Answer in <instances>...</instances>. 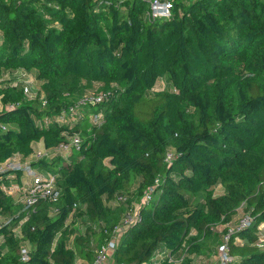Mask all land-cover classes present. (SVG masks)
<instances>
[{
    "label": "trees",
    "instance_id": "obj_1",
    "mask_svg": "<svg viewBox=\"0 0 264 264\" xmlns=\"http://www.w3.org/2000/svg\"><path fill=\"white\" fill-rule=\"evenodd\" d=\"M173 2L169 19L148 20L141 0H0V75L40 83L27 100L22 83L0 82V162L38 141L83 139L33 162L56 173L58 194L20 226L23 172L0 174V264H91L132 195H142L140 220L118 237L114 264L156 252L158 264H193L227 233L228 264H264V0ZM91 90L109 99L55 121ZM12 183L18 191L2 190ZM245 213L250 223L229 232Z\"/></svg>",
    "mask_w": 264,
    "mask_h": 264
},
{
    "label": "built area",
    "instance_id": "obj_2",
    "mask_svg": "<svg viewBox=\"0 0 264 264\" xmlns=\"http://www.w3.org/2000/svg\"><path fill=\"white\" fill-rule=\"evenodd\" d=\"M145 4L144 15L148 20L155 19H169L173 15L174 2L173 0H141ZM25 73V72H24ZM26 75V74H24ZM159 81V80H158ZM157 81V82H158ZM162 82V81H161ZM16 85V84H14ZM157 86V87H156ZM164 87V84H155L152 90H159ZM23 95L27 100H31L35 97L29 92V89L26 88L25 84H22ZM109 99V92L91 90L86 94L80 96L72 105L69 107L60 110V112L55 116L56 122H73L77 118L83 115L81 109L85 106H93L101 102L107 101ZM2 104L0 109L2 108ZM90 118L93 122L100 124L102 122V114L95 113L91 114ZM45 123L48 124L50 119L45 118ZM5 125H1L2 129H5ZM82 137L79 133H73L68 135L67 139L59 142L57 145L46 148L42 147L39 149H33L32 152L27 156L14 155L9 159H6L0 162V174L8 171L21 170L23 174L28 176V180L24 182L22 196V211L24 215L19 222V226L27 219L28 212L33 210L34 205L39 198H55L57 197L58 192L56 191L55 182H56V173L37 169L33 166V162L49 158L51 156H65L68 155L73 150H79L82 144ZM172 159V151H167L165 154V160L170 161ZM1 188L4 192L10 194L19 190L18 185H1ZM117 199L119 201H126L127 197L123 194L118 195ZM153 199L152 188L144 192L143 200L149 201ZM251 216L247 213L242 214L236 224L230 226L229 232L234 230H239L246 227L250 221ZM140 220L138 214V207H133L127 210L121 217L120 222L116 225L110 233V238L107 243H102L96 247L91 264H114L111 259V253L113 251L114 245L117 243V239L120 236L123 229L130 226L132 223H135ZM10 219L4 220V223L7 224ZM262 227V226H260ZM19 228V227H18ZM17 228L16 233L19 234L20 230ZM229 234L223 236V241L218 247L219 256L216 262L209 264H228L231 262L234 257L229 254V248L227 245V239ZM264 239L263 236L260 237V240ZM28 245L25 243L21 246L20 256L22 260L28 259ZM162 257V252H156L151 260L148 262H142L139 264H149L151 262L158 264ZM168 260L172 261L173 257L168 255Z\"/></svg>",
    "mask_w": 264,
    "mask_h": 264
},
{
    "label": "rangeland",
    "instance_id": "obj_3",
    "mask_svg": "<svg viewBox=\"0 0 264 264\" xmlns=\"http://www.w3.org/2000/svg\"><path fill=\"white\" fill-rule=\"evenodd\" d=\"M26 74V75H24ZM6 78H9V80H12V83L17 84V83H22L25 84L26 88L29 89V92L32 95H35V93L39 90V85L40 84L38 81L33 79L32 76H30L27 73L18 71L16 74L13 76H5L4 74L0 75V82L4 81ZM156 84H162L161 80H159ZM157 87V86H156ZM1 106V102H0ZM13 185H17L15 183H12ZM217 192H220V188H217ZM130 201L129 205L127 206L128 209H131L136 206V204H139L140 201H142V195L140 197L136 195H132L128 198ZM243 209L241 208L238 213H242ZM223 225H218V228H222ZM222 242V241H221ZM221 242L216 241V240H210L208 245L209 246H214L215 251H208L206 253H203L199 256H195L193 260V264H209L217 261V258L219 256L218 250L216 251V248L219 247ZM216 260V261H215Z\"/></svg>",
    "mask_w": 264,
    "mask_h": 264
},
{
    "label": "crops",
    "instance_id": "obj_4",
    "mask_svg": "<svg viewBox=\"0 0 264 264\" xmlns=\"http://www.w3.org/2000/svg\"><path fill=\"white\" fill-rule=\"evenodd\" d=\"M32 147H33V149L42 148L43 147V143H42V141L35 142V143H33ZM21 179H22V183H23V182L26 181V179L28 180V176L26 174H22ZM138 206H139V204H136L135 207H138ZM236 217H237V215L235 216V218ZM218 229L220 230L221 228H218ZM78 263H79V261H78Z\"/></svg>",
    "mask_w": 264,
    "mask_h": 264
}]
</instances>
